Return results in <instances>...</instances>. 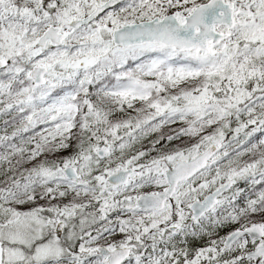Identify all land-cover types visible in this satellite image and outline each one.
Segmentation results:
<instances>
[{
  "label": "snow or ice",
  "instance_id": "obj_1",
  "mask_svg": "<svg viewBox=\"0 0 264 264\" xmlns=\"http://www.w3.org/2000/svg\"><path fill=\"white\" fill-rule=\"evenodd\" d=\"M0 264H264V0H0Z\"/></svg>",
  "mask_w": 264,
  "mask_h": 264
}]
</instances>
